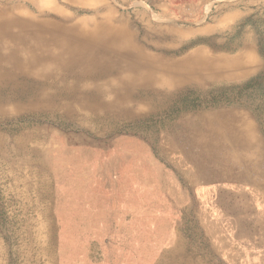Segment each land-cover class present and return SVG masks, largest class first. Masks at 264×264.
I'll return each instance as SVG.
<instances>
[{
	"label": "rangeland",
	"instance_id": "374dc122",
	"mask_svg": "<svg viewBox=\"0 0 264 264\" xmlns=\"http://www.w3.org/2000/svg\"><path fill=\"white\" fill-rule=\"evenodd\" d=\"M53 21L119 29L152 94L0 105V264H264V0H0Z\"/></svg>",
	"mask_w": 264,
	"mask_h": 264
},
{
	"label": "bare ground",
	"instance_id": "6f19581e",
	"mask_svg": "<svg viewBox=\"0 0 264 264\" xmlns=\"http://www.w3.org/2000/svg\"><path fill=\"white\" fill-rule=\"evenodd\" d=\"M47 24L50 30L35 25V29H29L0 24V105L5 102L35 105L69 96L77 100V92L71 90H77L85 78L93 80L98 75L112 81L108 84L111 97L116 93L112 86L126 82L123 102H141L152 94L142 85L150 81L151 72H137L142 65L138 60L140 54L127 50L131 43L120 37L119 29L107 22L97 24L92 31L85 30L83 21L70 25L57 21ZM8 38L14 43L11 47L6 44ZM49 63L55 71L46 73ZM37 67L39 72L35 71ZM33 72L42 76L39 81L32 78ZM124 77L127 80L123 81ZM62 107L66 106L62 104Z\"/></svg>",
	"mask_w": 264,
	"mask_h": 264
}]
</instances>
